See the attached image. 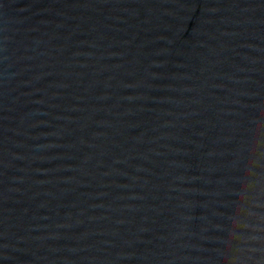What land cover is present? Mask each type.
I'll list each match as a JSON object with an SVG mask.
<instances>
[{"label": "water", "instance_id": "obj_1", "mask_svg": "<svg viewBox=\"0 0 264 264\" xmlns=\"http://www.w3.org/2000/svg\"><path fill=\"white\" fill-rule=\"evenodd\" d=\"M0 264H264V0H0Z\"/></svg>", "mask_w": 264, "mask_h": 264}]
</instances>
